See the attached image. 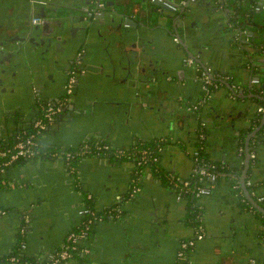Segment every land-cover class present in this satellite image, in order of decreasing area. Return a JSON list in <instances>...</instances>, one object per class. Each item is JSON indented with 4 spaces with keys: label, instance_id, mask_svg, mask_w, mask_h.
Instances as JSON below:
<instances>
[{
    "label": "crops",
    "instance_id": "0c3cea01",
    "mask_svg": "<svg viewBox=\"0 0 264 264\" xmlns=\"http://www.w3.org/2000/svg\"><path fill=\"white\" fill-rule=\"evenodd\" d=\"M251 5L244 4L241 20ZM156 7L152 0H129L123 21L130 25L124 31L111 24L115 14L107 9V22L67 32L68 42L45 64L36 57L14 65L5 61L9 70L0 71V143L18 129L34 126L45 102L61 100L63 111L41 136L49 148L100 139L129 150L138 142L159 139L164 142L160 168L178 178L194 174L200 146L210 159L244 169L240 133L263 114L262 98L248 89L250 61L232 43L226 16V37L203 40L211 53L199 55L220 80L219 87L205 107L194 108L206 94L198 66L186 63L188 55L170 20L161 24ZM29 8V0H0V24L9 16L19 20ZM199 20L196 17L190 27L192 35ZM255 21L264 24V9ZM82 24L74 19L71 26ZM255 24L250 30L260 32L264 40V27ZM198 48L194 46L196 52ZM72 60L71 69L79 63L82 69L74 72L68 94ZM224 80L233 81L237 94ZM51 153L25 157L0 174V211L6 210L0 212V255L19 241L20 250L34 256L59 248L82 224L80 210L89 200L100 213L114 212L94 222L87 240L90 252L66 264H178L180 243L196 229L188 220L189 200L177 198L175 185L151 166L137 174L132 158L90 155L70 168L64 158ZM247 173L256 184L257 199L264 195L262 138ZM235 181V176L222 174L209 183V194L197 197L205 236L190 251L193 264H264L263 213L247 207Z\"/></svg>",
    "mask_w": 264,
    "mask_h": 264
},
{
    "label": "water",
    "instance_id": "95a60500",
    "mask_svg": "<svg viewBox=\"0 0 264 264\" xmlns=\"http://www.w3.org/2000/svg\"><path fill=\"white\" fill-rule=\"evenodd\" d=\"M254 1L186 0V2L181 3V0L177 2L172 0H152L157 5L155 11L159 13L158 21L163 24L170 20L176 32V40L182 44L187 55L194 57L195 63H201L204 68L207 67L205 60L199 55L204 53V51L209 55L211 52L206 48L203 40L209 41L215 37H226L227 33L230 32L229 36L232 43L245 52L250 61V65L246 68L249 71L248 89L254 95L264 99V94L258 90L259 87H264V81L261 80L264 76V40L260 32L254 33L250 30V25L256 23V13L262 11V8L257 9L254 7ZM171 2H175L177 9L172 8L168 4ZM249 2L252 5L247 9L245 17L241 20L240 11L244 4L247 5ZM30 6L38 9L36 15L42 17L39 23L32 25L30 22H19L9 16L5 22L0 24V71L2 72L9 70L3 66L5 61L14 65L22 63L30 57L32 59L36 57L42 60L41 62H44V64L47 63L54 56L53 54L57 52L58 46L68 42L67 32L72 34L76 30L86 29L95 23L107 22V9H110L115 14L114 16L111 14V24L118 25V27L122 28V31L126 30L125 24L127 20L123 21V16L129 9V0H30ZM224 16L227 18L228 32L223 28L224 21L222 17ZM196 17H200L198 21L199 28L197 33L192 35L193 30L191 29L190 31V27L196 22ZM74 19L82 20L84 24L78 27L71 26ZM193 19L195 20L193 21ZM242 22L245 24H242ZM258 26L264 27V24H259ZM181 28L183 31L185 30L184 35L180 33ZM73 36L75 35L73 34ZM194 46L199 47L198 52L194 50ZM55 58L58 59V57ZM79 60L82 62L83 57H80ZM75 61L72 60V65L68 68L73 73H77V70L82 69L81 63H79L78 67L76 66L77 69H71ZM254 77H258L259 81L254 82ZM224 83L237 94L232 88L233 81L224 80ZM243 88L240 92L244 91ZM263 125L264 113L262 114L261 123L246 138V161L240 176L246 196L253 206L262 213H264V206L250 193L246 185V175L251 163L249 146L251 138L258 134Z\"/></svg>",
    "mask_w": 264,
    "mask_h": 264
},
{
    "label": "built area",
    "instance_id": "2783aa9c",
    "mask_svg": "<svg viewBox=\"0 0 264 264\" xmlns=\"http://www.w3.org/2000/svg\"><path fill=\"white\" fill-rule=\"evenodd\" d=\"M255 7L257 9H260L264 7V0H260ZM186 2V0H181V3ZM172 8L177 9V5L175 2L168 3ZM40 18L35 17L34 21H39ZM126 26H129L130 24L126 22ZM188 62H193V58H188ZM211 68H208L206 70H202L201 76L203 77L204 81V88L207 90L206 96L202 99V101L199 103L194 104L192 107L198 108L203 106L206 103V99L209 98L211 95V88L218 87L219 83L216 81H213L211 75ZM75 79L74 73H72L69 77V82L67 86V93L69 94L72 91L73 81ZM254 82H258L259 78L254 77ZM64 108V101H50L47 102V105H43V115L38 117L37 120L34 123L35 127L40 128H46L54 119L55 116L59 111H63ZM260 110H264V108H260ZM15 142L10 146H2L0 147V174H6L8 171V168L11 164L16 162L19 158L23 157H34L38 154V139L36 137V133H28L27 129L21 128L18 129L15 133ZM93 149L91 148L88 141L83 143L82 148L78 152H60V151H54L51 154L58 155L64 158L66 161L72 159L75 157V155H83L87 156L88 152H91ZM95 152L94 155H101L103 153V150L105 152H109L110 150L119 157H122L123 155L127 154V150L125 148H119L113 146L111 143L107 141L97 142L95 144ZM107 152V153H108ZM256 150L251 151V157H256ZM134 157H131L134 162L137 164V166L140 165H149V162H155L160 160V156L157 154H154V152L150 149H142L138 152L133 153ZM199 155V150L195 152V160L197 161ZM74 168V167H71ZM198 175V181H196L193 185H191V181L189 179H180V182H176V196L178 199L184 198L186 193H192V195H195L197 197L209 194L211 192V186L209 183L215 182L221 172L218 168V163L212 160L203 161L200 163H196L195 172L193 175ZM200 180V182H199ZM204 183H201V181H204ZM2 181L5 183L7 182V179L3 177ZM248 185H252V180H247ZM259 199H264V196H259ZM2 214L6 212V210L0 211ZM98 211L92 210L91 208L84 207L80 210V213L84 216L86 215H92L91 218H89L88 222H82L84 225L83 227L81 224V228H76L71 230V232L66 237L65 241L62 243V245L53 250L50 251L46 255H39L38 260L35 261H22L20 257L18 256H11L10 260L13 264H66L68 260H70L74 255V250L78 249V243L81 242H87V240L90 238V235L92 234V228L93 224L91 225L89 222L93 220L95 222L96 220L101 219L103 216L97 213ZM114 216V214H111ZM28 218V216H26ZM25 226H22L20 228V231L22 233L25 232ZM205 236L203 223L200 228L196 229V234L191 237L187 238L182 241L181 248L179 250V257L181 259V264H192L190 259V251L195 245L196 241L198 239H202ZM80 252L82 254L90 252V247L88 244H83L79 248ZM48 260L45 263V260Z\"/></svg>",
    "mask_w": 264,
    "mask_h": 264
},
{
    "label": "trees",
    "instance_id": "16d2710c",
    "mask_svg": "<svg viewBox=\"0 0 264 264\" xmlns=\"http://www.w3.org/2000/svg\"><path fill=\"white\" fill-rule=\"evenodd\" d=\"M262 81H264V76L262 77ZM262 94H264V87H259L258 89ZM260 103L261 105H264V99H260ZM47 105V102L44 103V105ZM43 115V110H42V113L38 116H42ZM261 119H262V115L259 114V116L256 118V120L254 121V123L249 127V128H246V129H243L242 132L240 133V139H241V143H242V146L244 147V151L243 153H245V146H246V138L248 136V134L253 131L255 129V127H257L260 123H261ZM255 126V127H254ZM46 128H40V127H35V126H32L31 128H27V132L28 133H33L35 132L36 133V137L38 139V154L36 156H39L41 154H45V153H51V152H54V151H60V152H67V151H71V152H78L83 144L81 145H78V146H66V147H51L49 148L48 146H46V144H44V142L42 141V138L41 136L43 135L44 131H45ZM207 131V129H206ZM16 132V131H15ZM14 132V133H15ZM264 125L263 127L261 128V130L258 132L257 135H255L254 137L251 138V141H250V150H258V147H259V143H260V140L262 138V140H264ZM104 140H100V139H90L88 141V143L90 144L91 148L93 149L91 152H88L87 156H90V155H94V152L96 151L95 150V144L97 142H102ZM15 142V136L13 134V136L10 138V140H8L7 142H1L0 143V147L2 146H10L12 145L13 143ZM163 140H152V141H141V142H138L137 144H135L131 149L127 150V154L123 155L122 157H119V156H116L111 150L107 153L103 150V153H101V155H106V156H114V157H118V158H131V157H134L133 153L135 152H138L142 149H150L154 152V154H157V155H161V150H162V146H163ZM86 156H83V155H75V157H73L72 159L70 160H67V164L68 166L71 168V167H76L81 161L83 158H85ZM25 158V157H23ZM23 158H19L17 161H20L22 160ZM208 160H212V161H215L213 159H210L207 154L205 153V150L203 147H199V155H198V159L196 161V163H200V162H203V161H208ZM160 160L158 161H155V162H149V165L151 166L152 168V171H154L155 174H157L160 178L164 179L167 183L169 184H172V185H175L176 182H180V179H177V176L176 174L174 173H170V172H165L163 170H161L160 168ZM218 163V168H219V171L221 172L220 176L222 174H228V175H233L235 176L236 178V181H235V187H237L238 189L241 190L242 192V195L244 197V200L246 201V205L247 207H250L251 209L253 210H256L254 207H253V204L249 201V199L245 196V193H244V190H243V187H242V183H241V180H240V176L242 174V168H238V167H235V166H230V165H227V164H223L221 162H218V161H215ZM147 167V164L146 165H140L137 167V174L139 172H142V170H144V168ZM251 175L249 173V175L247 176V179L250 178ZM190 181H191V185H193L196 181H198V175H192L190 178H188ZM200 182V180H199ZM204 181H201V183H204ZM176 186V185H175ZM250 191L251 192H254L255 191V187H256V184L255 182L253 181L252 185H249L248 186ZM185 198H187L189 200V216H188V220L189 222L194 226L195 229H198L201 227L203 221H202V212L199 208V206L196 204V200H197V196L195 195H192V193H186ZM261 203L264 205V201H261ZM87 207L88 208H91L92 210H94L93 208V205H92V202H90L88 200V202L86 203ZM109 212H114V209H110L108 210V212H103V213H98L102 216H106ZM261 213V212H260ZM263 216H264V213H263ZM92 215H86L84 217V222H88L89 218H91ZM91 225L94 223L93 220L91 222H89ZM81 225H79L77 228H79ZM84 225L82 224L81 227H83ZM80 227V228H81ZM76 229V228H75ZM83 244H87V242H81V243H78V249L74 250V255L73 257L75 256H81L82 253L80 252L79 248L81 246H83ZM11 256H18L21 258L22 261H35V260H38V257L37 256H34V255H29L27 253H24L20 250V241L17 243V246L9 253L7 254H4V255H0V264H13L10 260V257ZM48 260L46 259L45 260V263L47 262Z\"/></svg>",
    "mask_w": 264,
    "mask_h": 264
},
{
    "label": "flooded vegetation",
    "instance_id": "af4514ba",
    "mask_svg": "<svg viewBox=\"0 0 264 264\" xmlns=\"http://www.w3.org/2000/svg\"><path fill=\"white\" fill-rule=\"evenodd\" d=\"M261 3V1L260 0H255L254 1V3H253V6L255 7L258 3ZM29 3H30V0H29ZM258 5H260V4H258ZM257 5V6H258ZM262 9H264V7H262ZM37 11H38V9L36 8V7H34V6H30V8L29 9H26V10H24V12H23V14H22V18H20L19 20L17 19V21H19V22H21V21H24V22H30V24H32V25H35V24H37V23H39L41 20H42V17H40V16H37L36 14H37ZM35 17H37V18H40V20L39 21H37V22H35L34 21V18ZM191 56H187L186 57V62L187 63H190V64H192V63H195V58L194 57H191V58H193V62H188V58H190ZM195 64H197V66H198V73H199V75H200V77H201V79H202V81H203V77L201 76V73H202V70H206V69H208V68H211L210 67V65H208V64H206V68H204L203 67V65L201 64V63H195ZM210 75H211V77H212V79H213V81H217L219 84H220V80L216 77V75L212 72V68H211V72H210ZM203 83H204V81H203ZM218 87H219V85H218ZM210 88H211V90H210V92L212 93L213 92V90L215 89V88H217V87H213V86H210ZM207 91V90H206ZM70 94V93H69ZM206 94H207V92H206ZM206 94H205V96H206ZM210 97V96H209ZM208 99L209 98H207L206 99V103L203 105V107H205L206 106V104H207V102H208ZM59 101V100H58ZM50 102V101H49ZM54 102V101H53ZM199 108V107H198ZM202 108V107H201ZM260 108H264V105H261V103H259V109ZM261 111V110H260ZM62 111H59L58 113H57V115L55 116V118L61 113ZM263 113H264V110H263ZM251 151L252 150H250V162L253 160V159H256L257 158V154H256V157H251ZM257 149H256V153H257ZM246 152V151H245ZM243 171V170H242ZM248 174V173H247ZM247 176L248 175H246V185H247V187L249 186L248 184H247V180L248 179H251V178H248L247 179ZM252 180V179H251ZM252 183H253V180H252ZM235 186H237V185H235ZM244 189V188H243ZM248 189H249V187H248ZM250 190V189H249ZM250 193L252 194V195H255V191L254 192H251L250 191ZM259 196H261V195H259ZM259 196L257 197V200L261 203V201H264V199H259ZM262 196H264V195H262ZM262 204V203H261ZM182 243V242H181ZM181 243H180V248H181ZM180 248H179V250H180ZM192 262V261H191ZM178 264H181V259H180V257H179V251H178ZM193 264V263H192Z\"/></svg>",
    "mask_w": 264,
    "mask_h": 264
}]
</instances>
